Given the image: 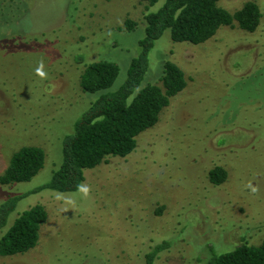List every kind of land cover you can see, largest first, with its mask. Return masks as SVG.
Listing matches in <instances>:
<instances>
[{
  "label": "rangeland",
  "instance_id": "obj_1",
  "mask_svg": "<svg viewBox=\"0 0 264 264\" xmlns=\"http://www.w3.org/2000/svg\"><path fill=\"white\" fill-rule=\"evenodd\" d=\"M247 0H219L230 12ZM140 0H0V174L23 145L45 150L28 181L0 185V204L50 180L62 160V139L100 92H85V64H118L110 87L126 79L139 51ZM264 12V0H256ZM135 21L131 31L125 19ZM139 90L160 85L163 61L184 72L186 86L170 98L156 124L136 137L126 157L84 170L75 191L43 189L21 198L0 227L41 203L47 219L35 247L1 255L0 264H198L243 240L264 239V18L253 32L220 26L208 40L175 42L165 29L148 54ZM222 166L227 178L210 183ZM161 207L159 213L157 209Z\"/></svg>",
  "mask_w": 264,
  "mask_h": 264
},
{
  "label": "trees",
  "instance_id": "obj_2",
  "mask_svg": "<svg viewBox=\"0 0 264 264\" xmlns=\"http://www.w3.org/2000/svg\"><path fill=\"white\" fill-rule=\"evenodd\" d=\"M153 4L158 0H140ZM219 0H164L156 10L144 15L145 31L139 40V51L129 63L127 77L111 90L119 67L114 61L100 59L85 64L80 75V87L85 92H100L77 118L73 131L62 139V160L46 183L31 190L8 196L0 204V227L17 202L30 193L43 189L59 192L75 191L84 180V170L94 168L108 157H126L136 147L139 133L154 126L170 98L186 86L183 70L173 61H163L162 74L156 83L138 88L148 68V54L165 29L175 42L202 43L211 38L220 26L237 27L253 32L259 25L261 13L256 0H247L239 9L230 12ZM135 21L127 18L124 29L131 31ZM45 150L37 145H23L11 156L0 185L30 180L42 167ZM227 178L222 166L208 171L210 183L219 185ZM161 207L157 209L159 213ZM47 219L43 204L36 203L23 210L9 229L0 237V254L12 255L36 246L39 230ZM169 247L168 241L155 245L145 255V264H153L158 252ZM198 264H264V239L258 245L243 240L233 249L212 254Z\"/></svg>",
  "mask_w": 264,
  "mask_h": 264
}]
</instances>
